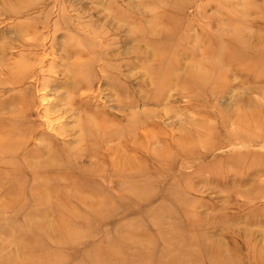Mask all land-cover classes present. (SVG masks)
I'll return each instance as SVG.
<instances>
[{
	"label": "rangeland",
	"instance_id": "1",
	"mask_svg": "<svg viewBox=\"0 0 264 264\" xmlns=\"http://www.w3.org/2000/svg\"><path fill=\"white\" fill-rule=\"evenodd\" d=\"M11 78L25 148L109 176L0 184V264H264V0H0Z\"/></svg>",
	"mask_w": 264,
	"mask_h": 264
},
{
	"label": "bare ground",
	"instance_id": "2",
	"mask_svg": "<svg viewBox=\"0 0 264 264\" xmlns=\"http://www.w3.org/2000/svg\"><path fill=\"white\" fill-rule=\"evenodd\" d=\"M9 75L11 76V73ZM196 76L197 75H191V78L196 77ZM3 83H5V84H3V85L1 84V86H0V88H3V89L5 88V86H7L8 83H10V85L15 84L13 82L12 78L10 80H5V82H3ZM43 93L44 92H41V94H43ZM42 101L43 100H41V102ZM15 102L18 103L19 106H21L20 109H18L19 112L18 113L14 112V114H10L8 116H4V117L0 118V184H5V183L14 184V183H16V181H18L17 183L21 182V184H20V187H21L23 185H26V182L30 181L32 183V185H36V182L39 181L40 178H43L44 175H49V174L55 175L56 178L60 177V176H63L64 178H69V177L75 178L77 176H80L82 173H85L84 176H82V177H86V179L88 181H94V182L96 181V182H98V184L106 181L105 180L106 176H109L107 171L102 170V169H100L99 171L98 170L96 171L93 168L92 164L86 166L87 168L78 166L83 161H86L87 163H89L88 159H91L89 157H93V154H92L93 148L92 147L88 148V146L85 145L86 149H84V153L82 152L81 154H79L77 152L74 154H71V152L68 151L67 153L64 152L61 155V154L57 153L58 149L56 148V146L52 142L49 141L47 143H44V140L48 139V137H46L44 135H40V140L43 141L42 145L41 146L37 145L38 147L35 148V150L26 149L25 146L23 145L22 140L23 139H24V141L27 140L29 138L30 130L34 127H37L38 124L36 125L33 122L30 123L27 120L29 118V115H28L29 113H27V108L31 107L30 100L18 98L15 100ZM42 103H44V102H42ZM24 108H26V110ZM41 116L44 117V113H42ZM84 120L85 121H83V123H84L85 129H81L80 127H78L80 134L82 136L86 137L84 142L96 143L95 140L93 139V136L96 134L94 132H95V128H97V127H98L97 131L99 133L101 132V136L102 135L106 136L105 135V131H106L105 129L107 127L104 124L106 122V119L100 117L98 114H94L91 118H86ZM89 123H92V125L90 126ZM84 132L88 133V135L86 133H85V135H83ZM107 135H110V134L108 133ZM84 142L81 140V138L79 136L77 144L78 145L83 144ZM77 154H79V155H77ZM20 156H25L26 158H27V156L31 157V158H36V160L39 159V162L34 163L33 167L32 166L29 167L30 170H28L26 168L28 167L29 164L28 163L26 164V161H23V166L20 168L19 167V160L20 159H18V157H20ZM16 158H17V160H16ZM73 170H75V172H77L76 175H74V176L72 175ZM131 174H133V173H131ZM5 175H6V177H4ZM127 175H129V177L132 176V175L130 176V174H127ZM136 175H139V174L136 173ZM141 175H142V173H141ZM16 176H18L17 179H16ZM125 177L126 176H124V180L128 178V177L127 178H125ZM109 179H110V177H109ZM128 180L130 181L131 179H128ZM111 182H113V181L112 180L110 181V185L112 184ZM117 182L119 183V181H117ZM37 183H39V182H37ZM123 183H125V181ZM123 183H121V184L123 185ZM134 183L135 182H133L132 183L133 185L132 184L131 185L135 186ZM121 184L119 186H121ZM135 184L138 185L139 183H135ZM139 185H141V184H139ZM144 186H146V185H144ZM147 186L145 187V189H147ZM24 188L21 187V190ZM125 188H128V187H125ZM129 192H127V193L129 194ZM132 192H134V191H132ZM105 195L109 196V194H107V193ZM145 196L147 198L146 193H145ZM135 197H136V195H135ZM146 198H145V200L148 199V198L147 199ZM221 250L222 249H220L219 251H216L217 255H219V256L221 255Z\"/></svg>",
	"mask_w": 264,
	"mask_h": 264
}]
</instances>
